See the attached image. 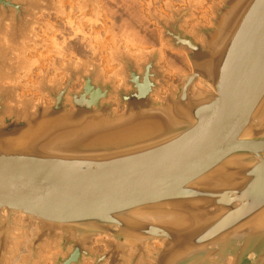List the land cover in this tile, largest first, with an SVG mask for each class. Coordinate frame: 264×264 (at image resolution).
<instances>
[{
	"label": "water",
	"instance_id": "1",
	"mask_svg": "<svg viewBox=\"0 0 264 264\" xmlns=\"http://www.w3.org/2000/svg\"><path fill=\"white\" fill-rule=\"evenodd\" d=\"M43 1L50 3L0 0V32L11 23L28 38ZM98 1L87 3L98 8ZM202 1L177 10L167 4L173 20L148 5L164 46L184 50L192 66L165 96L162 47L141 62L113 50L126 86L106 79L98 63H69L65 86L42 82L52 105L12 106L16 90L2 80L15 64L0 45V264L12 257L14 228L29 232L35 220L30 254L17 264L38 261L46 240L55 243L53 264H125L127 257L130 264H264V123L254 121L264 103V0L213 2L211 25L195 27L198 40L182 25ZM77 77L84 84L72 91ZM132 119L160 127L130 142H92ZM145 210L185 220L174 226L166 216L135 214ZM19 212L31 221L23 214L16 224ZM105 235L114 238L107 252L94 253L93 239ZM153 242L162 246L149 255Z\"/></svg>",
	"mask_w": 264,
	"mask_h": 264
},
{
	"label": "rangeland",
	"instance_id": "2",
	"mask_svg": "<svg viewBox=\"0 0 264 264\" xmlns=\"http://www.w3.org/2000/svg\"><path fill=\"white\" fill-rule=\"evenodd\" d=\"M87 1L50 0L49 4L43 1L47 8L37 11L36 22L32 25V33L28 38L17 35L11 23L5 25L4 32H0V45L8 51L10 63L15 64V67L7 70L8 78L2 80V83L16 90L18 103L12 106L23 108L25 101H32L34 105L38 103L52 105V98L47 92L42 91V82L45 81L49 86H65L69 80V73L66 71L69 63H72L74 68L81 67L83 61L98 63L106 79L113 78L118 88L126 86L125 76L119 73L121 65L113 59L111 52L113 50L125 51L141 62L146 60L144 54L162 47L159 65L166 73L159 82L161 86L159 93L163 96L182 81V75L192 71L184 50L164 46L163 28L150 16L147 2L152 3L151 10L160 18L173 20V14L167 9V4L171 3L177 10L189 7L195 0H99L100 8L97 12L93 11L94 6ZM221 1L200 2L192 9L194 16L187 18V23L182 25L183 28L201 40V35L195 33V27L211 25L213 2ZM70 5L75 7L73 12L70 11ZM68 19L72 20L74 30L64 29ZM77 29L79 34L77 33L76 38L73 33ZM84 33L87 36L81 43L77 39L85 35ZM97 35L102 36L100 41L95 40ZM53 37L62 47L61 54L54 51ZM89 67L86 66L87 69ZM83 84V79L77 77L70 90L78 91ZM156 99L159 100L157 97ZM114 107L117 113L125 111L124 105L115 104ZM95 248L101 252L105 250L103 245ZM21 249L22 258L25 259L30 250L23 247ZM40 258L47 259L45 264H53V250L49 248L41 252ZM85 264H92V261L88 260Z\"/></svg>",
	"mask_w": 264,
	"mask_h": 264
},
{
	"label": "bare ground",
	"instance_id": "3",
	"mask_svg": "<svg viewBox=\"0 0 264 264\" xmlns=\"http://www.w3.org/2000/svg\"><path fill=\"white\" fill-rule=\"evenodd\" d=\"M184 1V0H183ZM151 2L148 1L147 2V6L150 4ZM75 7L70 5V11L72 10H75L74 9ZM100 8V6L98 5V8H95L93 9V11H98ZM152 9V7H151ZM69 10V9H68ZM21 12V10L19 11ZM42 12V11H41ZM73 12V11H72ZM153 12V11H152ZM71 13V12H70ZM143 18V17H142ZM36 22V21H35ZM73 22L71 19H68L65 23V27L64 29H73ZM145 25V24H143ZM32 28V27H31ZM76 28V27H75ZM43 29V28H41ZM74 30V29H73ZM70 31V30H69ZM43 32V31H42ZM75 32V31H73ZM32 33V31H31ZM77 33L79 34V29L76 30L74 34V36H76L77 38ZM81 33V32H80ZM36 34V33H35ZM85 34V33H84ZM90 35V34H89ZM73 36V35H72ZM79 36V35H78ZM86 34L83 35L82 37L79 36V39H77L79 42L83 43V41L86 39ZM101 36V35H100ZM99 35L96 36L95 40L96 41H100V38ZM56 37V36H55ZM142 37V36H141ZM72 38V37H71ZM75 38V39H76ZM89 37H87L88 39ZM53 40V43H54V51L58 54H61L62 53V47L59 46V42L53 37L52 38ZM90 39V38H89ZM127 39V38H126ZM92 40V39H90ZM129 40V39H128ZM90 42V41H89ZM144 42V40H143ZM74 45V44H73ZM53 51V50H52ZM65 51V50H64ZM54 52V53H55ZM65 57V56H64ZM172 61V60H171ZM173 64V63H172ZM171 65V64H170ZM175 65V64H174ZM175 67V66H173ZM178 68V67H177ZM179 69V68H178ZM180 70V69H179ZM182 70V69H181ZM51 75V74H50ZM49 77V76H48ZM57 78V77H56ZM36 82V81H35ZM198 85L200 86V88L203 89V91H209L211 93H215V89H214V86L210 83H208L207 81L203 80L202 78H198ZM164 90V89H163ZM232 113V111L230 110V108H228L225 112L226 115H230ZM256 118L254 119L255 123L257 124V126L260 128V126H262V123H264V103H263V106L262 108L259 110V112L257 113V115L255 116ZM210 121L208 120V123ZM150 122L149 121H135V119L131 120V121H127L126 123L118 126V127H115L113 128L112 130H109L107 132H104L100 135H97L96 137H94L92 139V142H101L102 144H112V143H124V142H130L132 140H136L138 138H140V133H142V136L144 135V132L145 130L149 129L151 131H153L154 129H157L158 127H160V124L157 126L156 125V121H153L152 123V127H148V124ZM147 124V125H146ZM146 125V127H145ZM21 213L17 218H16V224L20 223L21 220L23 219L25 213L23 212H19ZM6 212L3 211L2 215H5ZM135 214H137V216L139 218H142V219H145V218H153V217H168L169 218V223L171 225H181L182 222L185 220V215H182L175 212V211H169V212H161V211H158V213H154V211H137L135 212ZM158 214V215H156ZM26 215V214H25ZM30 216L29 215H26V221L29 223V220H30ZM182 219V220H181ZM31 221V220H30ZM38 223L37 220L35 221H32V228L30 229L29 232H27L28 230L20 233V229L18 227H15V235L12 239V243L10 244V247H9V253L10 255L12 256L11 258H14L13 260H11V258L5 263V264H17L19 262V260H24V258H22V247L25 249V248H29L30 247V243L28 242L29 239L31 238L33 232L36 228H38V225H36ZM27 225V224H26ZM31 234V235H30ZM17 235V236H16ZM56 239V237L54 238ZM110 239L114 240V238L112 237H108V236H101V237H96L93 239V245H92V250L94 251V253L96 254H104L107 252V247H108V242L110 241ZM126 241V240H125ZM125 241H123L122 243L120 242V244H123ZM53 241H45L44 243H42V246L40 245V247L38 248V252H40V250L43 249L46 250V249H51V248H55V243H52ZM210 243V242H208ZM149 244V243H148ZM146 244V246L148 245ZM101 245H103L105 247V250H103V252L97 250L95 247L98 246L100 247ZM150 245V247H149ZM147 247H149L150 250H148L149 252V255L152 254L153 252H157L158 251V248L162 246V243H158V242H153V243H150ZM209 245L212 246V243H210ZM25 246V247H24ZM209 246L207 248V250L209 251L211 248L212 250L214 251V247H211ZM217 247V246H216ZM52 250V249H51ZM56 248L54 249V253L55 252ZM212 251V252H213ZM41 253H39L38 256H40ZM128 255H130V253H128ZM133 257L132 253H131V258ZM22 258V259H21ZM130 258L127 257V263L125 264H130L128 262ZM47 261L46 258H40L38 261L34 262L33 264H45ZM132 263V261H131ZM85 264V263H84ZM136 264H152L151 261H149L148 259H142L140 258L139 260H137V263Z\"/></svg>",
	"mask_w": 264,
	"mask_h": 264
}]
</instances>
